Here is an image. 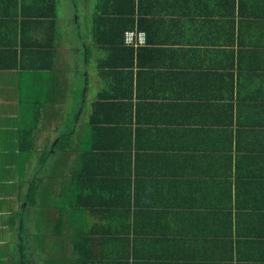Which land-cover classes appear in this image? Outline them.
I'll return each instance as SVG.
<instances>
[{"label":"crops","instance_id":"0c3cea01","mask_svg":"<svg viewBox=\"0 0 264 264\" xmlns=\"http://www.w3.org/2000/svg\"><path fill=\"white\" fill-rule=\"evenodd\" d=\"M51 213L60 262L35 243ZM19 256L264 264V0H0V264Z\"/></svg>","mask_w":264,"mask_h":264},{"label":"trees","instance_id":"16d2710c","mask_svg":"<svg viewBox=\"0 0 264 264\" xmlns=\"http://www.w3.org/2000/svg\"><path fill=\"white\" fill-rule=\"evenodd\" d=\"M127 31H133V29L125 28V29L123 30V32H122V37H121V41H119L120 44L126 45V44H125V33H126ZM135 31H136V30H135ZM129 47H130V48H128V49H126V50H129V51H130V50H131V51H135V48H134V47H131V46H129ZM32 132H33V131L31 130V133H32ZM73 134H74V130H73V129H70L69 131H67V132H65V133H63V134H61V135L59 136V141H58V145H57L56 148H57L58 150L67 151L70 147L68 146L67 143H66V144L64 143V140L69 141V139L71 138V136H73ZM20 149H21L22 152H28V153H31L32 150H33L32 147H27V148H25V147H23V146H21ZM46 155H47V153L45 154V156H43V160L38 162L39 165L46 164V161H47V159H46ZM48 155H49V153H48ZM45 159H46V160H45ZM21 168H22V169H19L18 174H20L21 176H23V175L25 174L24 172H26V170H25V166L23 165ZM51 176H52V175H50V177H51ZM31 178H32L31 181L28 183V192H27V194L24 196L23 201L27 202L29 206H35L37 200L40 198V195H39V194H41V192L38 190V187H37V186H38V182H37V180H36V175L33 174V175L31 176ZM51 179H52V177H51ZM39 192H40V193H39ZM69 204H71V205H69ZM69 204H68L67 200L65 199L63 205L59 206V205L57 204V206L61 207L62 210H66L67 207L74 208V204H72V203H69ZM79 206H80V205H79V202H77L76 205H75V208H78ZM13 227L15 228V225H14ZM83 238H84V237H75V241H76V250H77L78 253H81V254H82V249H83ZM21 240H22V244L19 245V247L25 249V245L23 244V243H24V237H22ZM14 264H25V259L22 258L21 256H19V257H17L16 259H14Z\"/></svg>","mask_w":264,"mask_h":264},{"label":"rangeland","instance_id":"374dc122","mask_svg":"<svg viewBox=\"0 0 264 264\" xmlns=\"http://www.w3.org/2000/svg\"><path fill=\"white\" fill-rule=\"evenodd\" d=\"M80 69H81V67L79 65H75L74 67H72V70L74 71V74H77V76H76L77 79L76 80L78 81V79H80V80L82 79L81 82H82V85H83L85 81H84V77L82 76V74H83L82 73V70H80ZM80 80H79V82H80ZM95 92H96V90L95 89H92V91H91L92 97H94ZM80 102H81V95H80V93L79 94L77 93V96H76V106H79L80 105ZM65 117H66V114L65 113H61L60 114V119H59L58 127H65L66 126L65 124H67L68 119H67V117L65 119ZM86 120H87V117H85L82 120V122L85 123ZM71 124H72V120L69 121L70 129H72ZM81 127L84 128L85 125L84 126L82 125ZM80 133H83L84 134V129L81 130ZM79 137L82 139V136L81 135H79ZM42 202H44V201H42ZM54 202H58V201H54ZM52 218L54 219V217H53V215L51 213V214H49V221L47 222L49 224L43 222V225L41 226V232H40L39 235H44V237H35V243L38 244V243H41L43 241V247L45 248V254H46V256L56 257V258H52V260H56V261L60 262L61 259H57V256L60 255L58 252L61 250V248L63 249V251L64 250L66 251V242H65L64 239H58V238L52 237V235L50 234V233L53 232ZM38 239H39L40 242L38 241ZM65 251H64V254L66 255V252Z\"/></svg>","mask_w":264,"mask_h":264},{"label":"built area","instance_id":"2783aa9c","mask_svg":"<svg viewBox=\"0 0 264 264\" xmlns=\"http://www.w3.org/2000/svg\"><path fill=\"white\" fill-rule=\"evenodd\" d=\"M125 44L134 48L143 47L147 44V35L141 31H127L125 33Z\"/></svg>","mask_w":264,"mask_h":264}]
</instances>
